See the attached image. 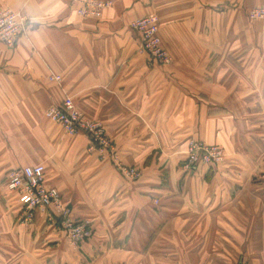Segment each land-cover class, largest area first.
<instances>
[{
  "label": "crops",
  "instance_id": "0c3cea01",
  "mask_svg": "<svg viewBox=\"0 0 264 264\" xmlns=\"http://www.w3.org/2000/svg\"><path fill=\"white\" fill-rule=\"evenodd\" d=\"M99 1L97 20L70 0H0L27 18L0 43V264H264V19L248 16L264 0ZM148 15L168 64L140 49L132 23ZM65 97L139 179L48 121ZM190 141L222 148L223 164L187 171ZM36 164L89 223L85 243L45 211L22 221L6 177Z\"/></svg>",
  "mask_w": 264,
  "mask_h": 264
},
{
  "label": "built area",
  "instance_id": "2783aa9c",
  "mask_svg": "<svg viewBox=\"0 0 264 264\" xmlns=\"http://www.w3.org/2000/svg\"><path fill=\"white\" fill-rule=\"evenodd\" d=\"M76 6L75 14L80 19H101L104 11L111 6L108 1L70 0ZM252 20L264 19V7L253 8L248 12ZM132 29L138 34L140 49L151 59L168 64L170 59L161 48L158 35V19L148 15L136 19ZM27 18L21 12L11 9L0 11V43L13 48L22 36L26 35ZM49 81L60 82L59 76H50ZM46 118L59 126L66 136L85 134L91 145L90 151H95L101 161L109 158L130 181L140 178V173L133 167H124L116 162L114 147L107 138L101 123L85 118L74 106L70 97H65L59 105L47 109ZM221 148L190 141L185 153L184 167L187 171L198 166L216 167L223 162ZM45 169L42 164L17 168L8 172L5 188L14 194L18 203L24 207L22 221L29 223L34 217V211L42 210L49 214L50 219L57 220L66 238L72 244H83L90 237L88 222H76L67 206L61 200L57 189L48 187L44 181Z\"/></svg>",
  "mask_w": 264,
  "mask_h": 264
},
{
  "label": "rangeland",
  "instance_id": "374dc122",
  "mask_svg": "<svg viewBox=\"0 0 264 264\" xmlns=\"http://www.w3.org/2000/svg\"><path fill=\"white\" fill-rule=\"evenodd\" d=\"M158 31H159V30H158ZM160 45H161V44H160ZM161 48H162V46H161ZM221 149H222V148H221ZM186 150H187V149H186ZM186 150H185V153H186ZM222 152H223V157H224L223 159H225V154H224L223 149H222ZM223 162H224V160H223ZM223 162H222L221 164H223ZM221 164H220V165H221ZM218 166H219V165H218ZM259 166H260V169H259L258 171H263L264 168H263L262 164H260ZM12 195H14V194H12ZM241 264H247V263H244V262H243V263H241Z\"/></svg>",
  "mask_w": 264,
  "mask_h": 264
},
{
  "label": "trees",
  "instance_id": "16d2710c",
  "mask_svg": "<svg viewBox=\"0 0 264 264\" xmlns=\"http://www.w3.org/2000/svg\"><path fill=\"white\" fill-rule=\"evenodd\" d=\"M210 168H214V167H210Z\"/></svg>",
  "mask_w": 264,
  "mask_h": 264
},
{
  "label": "bare ground",
  "instance_id": "6f19581e",
  "mask_svg": "<svg viewBox=\"0 0 264 264\" xmlns=\"http://www.w3.org/2000/svg\"><path fill=\"white\" fill-rule=\"evenodd\" d=\"M222 150V149H221Z\"/></svg>",
  "mask_w": 264,
  "mask_h": 264
}]
</instances>
